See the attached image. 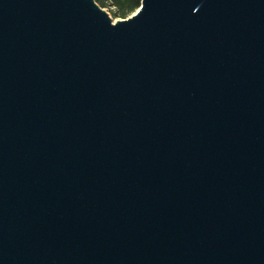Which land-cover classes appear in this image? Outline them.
<instances>
[{
  "label": "water",
  "instance_id": "obj_1",
  "mask_svg": "<svg viewBox=\"0 0 264 264\" xmlns=\"http://www.w3.org/2000/svg\"><path fill=\"white\" fill-rule=\"evenodd\" d=\"M0 264H264V0H0Z\"/></svg>",
  "mask_w": 264,
  "mask_h": 264
},
{
  "label": "trees",
  "instance_id": "obj_2",
  "mask_svg": "<svg viewBox=\"0 0 264 264\" xmlns=\"http://www.w3.org/2000/svg\"><path fill=\"white\" fill-rule=\"evenodd\" d=\"M98 3L99 0H96ZM107 1V0H106ZM117 7L118 13L124 15L128 11H136L141 6V0H108ZM101 6H103L100 3Z\"/></svg>",
  "mask_w": 264,
  "mask_h": 264
},
{
  "label": "rangeland",
  "instance_id": "obj_3",
  "mask_svg": "<svg viewBox=\"0 0 264 264\" xmlns=\"http://www.w3.org/2000/svg\"><path fill=\"white\" fill-rule=\"evenodd\" d=\"M99 2L103 5L102 7L105 8L109 14L112 16L114 21L126 19L130 16H132L136 11H128L124 15L118 13L117 7L112 4L110 1L106 0H99ZM99 3V4H100Z\"/></svg>",
  "mask_w": 264,
  "mask_h": 264
}]
</instances>
